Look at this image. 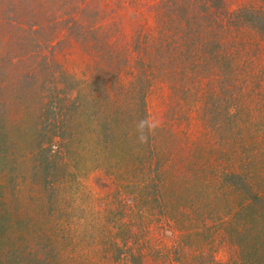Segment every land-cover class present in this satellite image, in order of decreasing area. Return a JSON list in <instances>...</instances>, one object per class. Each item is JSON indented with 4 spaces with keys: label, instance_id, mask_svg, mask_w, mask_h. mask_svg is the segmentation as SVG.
Segmentation results:
<instances>
[{
    "label": "rangeland",
    "instance_id": "obj_1",
    "mask_svg": "<svg viewBox=\"0 0 264 264\" xmlns=\"http://www.w3.org/2000/svg\"><path fill=\"white\" fill-rule=\"evenodd\" d=\"M156 1L21 0V5H6L8 0H0V57L10 58L25 75L13 83L18 68L0 64V92L18 98L14 108L30 107L20 115L13 103H5L12 112L0 113V264H41L43 256L49 264H264V204L252 193L262 197L264 181L244 163L259 150L256 140L264 145V134L255 126L263 119L251 120L249 131L239 128L251 140V146L235 149L241 153L234 158L242 157L235 161L243 167L240 181L227 173L234 119L228 127L224 117L219 129L210 120L207 133L193 110L174 104L186 95L172 92L173 85L160 75L145 88L149 154L129 171L118 168L120 160L108 158L112 154L94 128V141L87 134L99 119V108L87 97L100 83L103 88L104 64L87 43L91 38L82 42L76 32L89 27L102 39L107 31L103 42L119 64L116 69L113 62L108 71L115 73L113 85L123 88L131 71L120 59L136 55L130 35L152 29ZM10 10L18 17L27 11L29 20L42 26L33 39L35 51H29L33 57L10 51L20 34L23 51L32 49L24 36V14L9 20ZM39 13L49 14L48 19ZM26 77L37 85L25 87ZM56 93L73 105L68 126L71 137L77 134L67 147L55 134L63 129ZM36 108L44 112L37 126ZM228 182L245 184L235 191ZM249 229L258 234L260 250L250 245Z\"/></svg>",
    "mask_w": 264,
    "mask_h": 264
},
{
    "label": "trees",
    "instance_id": "obj_2",
    "mask_svg": "<svg viewBox=\"0 0 264 264\" xmlns=\"http://www.w3.org/2000/svg\"><path fill=\"white\" fill-rule=\"evenodd\" d=\"M12 2L22 4L21 0H8L6 5ZM231 3L235 5L232 6ZM48 6L50 2L46 4V9L49 8ZM23 7H26V4ZM154 10L152 29L137 30L130 35L132 52L136 55L130 60L120 59L123 63L124 61L128 63L131 71L126 81L127 85L123 88L122 84L113 85L115 73L108 71L113 62L116 69L119 64L113 61L111 50L103 42L105 39L103 34H107V31L102 34V39L98 37V34H93L89 27L76 32L84 38L82 42L88 37L91 38V41H86L92 49L98 52L104 64L101 79L103 88L100 83L99 89L87 97L93 107L99 108V119L94 122L93 127H90L87 132L88 136L91 135L90 139L94 141V130L101 136L103 147L105 144L110 150L109 153L112 154L108 158H112L114 162L120 160L118 168L123 170L122 172L129 171L128 169L134 162L137 163L140 157L148 155L150 148L147 141L148 131L145 127L144 96L148 83L155 76L160 75L165 83L168 80L173 85L171 86L172 92L181 91L182 95H186V97H179L178 103L174 104L189 111L193 110L196 113L198 124L206 128L207 133H210L208 127L216 126V129H219L221 123L225 124L222 122L224 117L228 121V127L234 119L229 133L231 137H228L231 141V158L227 173L229 177L240 181L243 170L240 172L238 170L243 167H239L235 161L241 160L242 157L235 159L234 155L240 154L246 144L251 146V140L249 133L247 131L242 133L239 128L246 126L249 131L248 126L251 125L249 124L251 120L261 118L263 120L255 126H257L256 130L260 131L259 133L264 134V82L260 81L261 78L264 81V0H157ZM23 14L25 18L23 21L27 22L28 26L27 35L24 36L29 40L32 49L23 51L26 45L17 40L21 38L22 34H20L14 38L16 42L10 46V51L15 55L21 53L33 57L29 51H35L36 46L33 39H37L38 28L42 26L35 24L36 21L31 22L32 19L29 20L30 15L27 11L23 10ZM23 14L18 17L14 10H10L9 20L22 19ZM39 16L48 19L49 14L39 13ZM33 25H37V28L30 31ZM7 59L4 56L0 57V64H5L15 70L18 68L19 75L12 79L15 83V79L23 75L20 74L22 70L16 64H11L10 58ZM24 65L27 66V64ZM30 70H34V65ZM45 72L50 71L47 68ZM202 78L204 82L201 81ZM26 80L28 83L25 87L32 89L30 83L37 85L31 77H26ZM57 96L56 93L57 103L60 102L57 120L59 127L63 129L58 127V134L57 131L55 134L59 142L67 147L73 136L77 134L75 130L71 132L73 134L71 137V129L69 131L71 125L68 126L71 121L70 109L73 105L65 96L62 98ZM15 99L18 98L14 94L0 92V113L6 110L12 112L11 103L17 114L22 115V112L27 113L30 110L27 103L21 107L19 104L14 108ZM5 103H8L10 107H6ZM227 106H229V111ZM76 107L78 109V105ZM42 111L41 108H36L38 118L36 126L44 115L41 114L44 113ZM210 120L213 121L212 126L209 123ZM207 133H205L206 137ZM255 143L259 150L251 152L250 158L244 163L254 173H260L259 178L264 181V145L259 144L257 140ZM125 144V150L122 153L120 147ZM70 146L73 147V144ZM90 148H92L91 145ZM235 149H240V151L235 153ZM68 150L70 149H65V151ZM128 151L130 153H127ZM228 184L230 189L238 191V188H243L245 183L242 186H236L232 182ZM262 184L264 186V182ZM252 193H254V198L259 197V202L264 204V195L256 197V193ZM251 200L252 198H249V202L242 206L249 207ZM257 235L254 231L251 232L253 245H250L260 250L256 243ZM43 253L47 252L43 251ZM45 258L43 256L44 261L41 264H49Z\"/></svg>",
    "mask_w": 264,
    "mask_h": 264
}]
</instances>
